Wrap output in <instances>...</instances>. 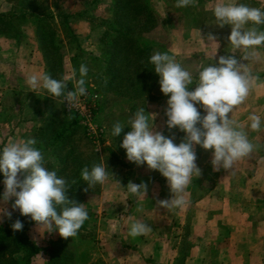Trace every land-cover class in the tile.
Listing matches in <instances>:
<instances>
[{
	"label": "crops",
	"instance_id": "0c3cea01",
	"mask_svg": "<svg viewBox=\"0 0 264 264\" xmlns=\"http://www.w3.org/2000/svg\"><path fill=\"white\" fill-rule=\"evenodd\" d=\"M243 1L264 10V0ZM175 2L149 0V8L160 20L144 35L153 51L174 56L193 79H198L199 72L220 55L240 57L244 54L243 50L233 49L227 39L231 26L220 27L213 15L214 7L227 0H196L194 6L187 8H177ZM111 5L112 0H101L94 5L96 9L91 15H107ZM13 7L12 0H0V15L10 13ZM13 25L14 35L4 30L0 33V149L9 143L31 138L30 133L39 130L46 116L45 102L57 100L43 94L42 87L33 92L26 84L28 75L45 73L34 19L14 21ZM71 29L83 52H99L101 30L91 27L87 20ZM210 34L216 39L209 40ZM256 51L260 59L247 62V66L258 79L253 82L247 99L235 106L230 116L244 128L258 149L238 161L232 171H214L212 150L196 145V164L201 175L194 176L186 189L187 206L172 210L157 206L158 200L171 197L166 178L146 164L138 166L128 161L121 150L117 156L120 161L125 159V164H119L118 171L125 178L119 181L120 184L113 183L106 188L102 202L94 208L99 215L89 222L94 231L93 243L89 239L83 241L89 254L86 264H264V127L253 132L248 120L250 114H256L264 124V47ZM100 59L97 61L102 65ZM64 63L68 67L64 79L72 85L78 80L79 73L75 71L76 77L72 78L74 61L70 56ZM99 74L104 77L101 70ZM168 98L164 95L155 103L149 99L145 111L155 131L166 137L174 136V143L179 144L185 133L167 127ZM100 103L99 111L103 98ZM151 107L157 111L153 112ZM197 108L205 114L200 105ZM241 116L242 120L239 119ZM100 127L105 130L104 126ZM103 140L106 145L110 144L105 138ZM130 181L146 183V195L137 198L130 194L126 188ZM138 208L142 210L137 211ZM102 211L103 215H100ZM137 220L147 222L152 231L131 237L129 228ZM36 227L35 223L29 231ZM56 235V232L43 233L38 241L43 239L46 243H38V237H32L28 232V238L41 247L32 264L47 263L44 247L54 241Z\"/></svg>",
	"mask_w": 264,
	"mask_h": 264
},
{
	"label": "clouds",
	"instance_id": "9594fccd",
	"mask_svg": "<svg viewBox=\"0 0 264 264\" xmlns=\"http://www.w3.org/2000/svg\"><path fill=\"white\" fill-rule=\"evenodd\" d=\"M195 2L176 0L175 7L187 8L194 6ZM213 15L220 27L231 26L227 39L233 49L243 50L244 54L240 57L220 55L213 64L199 72L195 88L189 90L193 85L191 73L169 53L154 52L149 63L159 76L160 91L169 97L165 113L167 127L169 130L178 128L185 135L179 144L174 143V136L166 137L154 130L145 108H140L128 120L130 131L124 135L120 145L126 150L128 161L138 166L146 164L150 170L159 171L166 178L171 197L158 200L159 208L172 210L187 206L186 189L194 176L201 175L196 164V145L212 150L214 171H232L238 161L259 147L250 141L248 133L231 119L230 114L235 106L247 99L253 82L258 79L247 62L259 60L256 49L264 47V29L260 27L264 26V10L238 0H227L214 7ZM208 39L215 40L216 37L210 34ZM88 71V67L81 64L79 79L75 80L71 90L65 79H55L48 73L30 74L26 84L33 92L42 87L51 97L62 98V103L72 107L87 94L85 78ZM75 77L76 72L73 71L72 78ZM197 105L203 108L204 115ZM248 120L253 132L264 127L261 117L256 114H250ZM124 129L122 123L116 122L111 135L119 137ZM36 144L35 138H27L0 149V173L4 176L5 186L0 199L8 202L14 198L12 209H18L22 216H30L43 233L58 232L65 239L76 237L89 219L88 210L85 204L69 199L70 183L58 176L56 170L46 167L45 157ZM80 177L86 182L85 191H88L97 184L103 185L109 179V172L103 163L94 164L91 168L83 167ZM126 188L137 198L147 193L144 182L135 184L130 181ZM0 214L11 218V212L5 209L0 208ZM11 227L14 231H21L24 225L17 219ZM151 231L147 222L137 220L131 224L129 235L135 238Z\"/></svg>",
	"mask_w": 264,
	"mask_h": 264
},
{
	"label": "rangeland",
	"instance_id": "374dc122",
	"mask_svg": "<svg viewBox=\"0 0 264 264\" xmlns=\"http://www.w3.org/2000/svg\"><path fill=\"white\" fill-rule=\"evenodd\" d=\"M238 2L245 3L243 0H238ZM96 3H101V0H87L84 2H76L75 0L57 1V12L60 14L68 15L67 21L69 29H65L64 25H59L56 22H53L51 24V27L56 31L58 36V38H56V41L58 42L59 49L57 53H48L49 56L47 55L48 57H45L44 60L46 62L44 65L45 73L50 74L53 78L58 80L64 79L65 77V73L67 72L66 68L68 67L65 66L64 61L69 58V56L74 61L73 71L79 73V67L81 66V64H84L88 67L89 71L87 77L85 78V86H96L95 90L100 97L99 106L101 105L100 101L103 98L102 108L97 113L96 122L97 124H99V126L105 127V134L103 135L102 139L97 142L89 139V137L85 134L83 127L79 123L77 126L74 125L69 128V123H71L76 118L72 114L66 112L62 104V98H56L57 100H51V102H45L44 108L46 110V116L43 119L39 130L30 133L31 138H35L37 141L36 147L41 150L45 157L46 167L49 170H64L62 177L66 176L70 171L73 170H78L79 172L77 173H80L82 168L85 166L91 168L94 164L103 163L105 165L107 171L109 172V179L103 185L97 184L94 187L90 188L88 191H85V188H87V184L86 182L81 181L83 193L81 199L89 213V219L84 223V226L87 229V232H89L90 234H93L94 231L90 228L89 222L92 221V218H95L97 215H99L94 208H97L98 205L102 202V195L104 190L110 187L113 183H117V181L119 182L125 178L124 176H121V173H119L118 171L119 164L124 163L125 159H123V161H120L117 153L119 154L121 150H124L122 152H124L126 156V150L120 147V145L122 143L124 135L128 131H130V128H128V120L138 109L145 108L146 110L147 101L149 99H153L152 103H155V101L164 97V94L160 91V85L158 82L159 76L154 72V66L149 63V59L147 61H143V56L135 59V61H132L133 58L131 57V53L137 52V49H134L136 48V46H131L124 40L120 41L121 43L118 47L116 46L117 48H121L120 50H118V53H120V57L116 62H114L113 67L115 72H117V68H119L118 71L120 72L121 70L120 73L123 76L121 80L118 81V85L116 86L115 91L113 90L114 93H111L110 91L108 92V90L107 92H105L103 89L101 90L97 83L98 79L95 78L96 71L100 72L99 68L97 67V60L101 58L102 51H107L106 48H108V46L110 45L114 35H112L110 31H108L106 36H104V38L102 39V42L104 44L103 49L100 47L99 52L95 51L92 54L91 52H83V50L76 43L77 40L75 36L71 34V27L79 24L83 20L89 21L91 27L102 30L101 27H103V23L100 19L105 18V16H110L112 5L107 15L103 14V16L97 17V15H91V12L95 11L96 9V7H94ZM145 3L149 7V0H145ZM127 16L129 18L131 15L127 14ZM154 16L156 18L154 24L155 26H157L160 20L156 13H154ZM41 50L43 53V50L45 49L42 47ZM123 52L126 53L123 54ZM95 55L98 57H95ZM123 56H125V58L130 61L128 66H125L127 60H124ZM134 71H136L138 75V80L135 79L136 77L132 78L138 81V85L136 86L130 83V81L125 76L126 74L129 78H131L134 75ZM197 81L198 79H196L195 77V79H193V85H190L189 90H193L195 88V83ZM74 84L75 82L72 83V85H70V82H68V89L71 90V88L74 87ZM102 87L105 88V85ZM146 90H148L149 93L146 94ZM42 92L43 94H45L44 89L42 90ZM120 93L123 96L120 97ZM144 94H146V96ZM151 110L153 112H156L157 108L151 107ZM239 119L242 120V116L239 117ZM162 120L163 118H161V121ZM116 122H120L125 126L124 131L119 137H114L111 135L112 127ZM69 133H72L70 137ZM62 135L64 137V141L61 139ZM104 138L109 141L110 144L106 145V141L103 140ZM65 164L67 165V168L69 167V170L65 168ZM111 173L113 174V176L111 175ZM3 180L4 176L2 173H0V197H2L5 187L3 184ZM13 202L14 198L12 200H9L8 202H4L2 199H0V208L11 212V218H8L6 215L0 214V228L4 227L5 224H9L14 219L19 218V210L12 209ZM101 214L103 215V211L100 213V215ZM34 224L35 222L32 225ZM29 229L25 233L27 238L28 232H31V234L33 235L32 237H34V235L38 237V243H46V241L43 239L38 241L40 235L43 234L42 229H38V227L33 230L31 229L30 231ZM44 233L46 234L47 232ZM56 234V237L58 238L59 233L56 232ZM83 234H85V231L82 233V235ZM28 240L38 249L41 248L35 245L34 241L30 240L29 238ZM67 244L69 245V241Z\"/></svg>",
	"mask_w": 264,
	"mask_h": 264
},
{
	"label": "trees",
	"instance_id": "16d2710c",
	"mask_svg": "<svg viewBox=\"0 0 264 264\" xmlns=\"http://www.w3.org/2000/svg\"><path fill=\"white\" fill-rule=\"evenodd\" d=\"M12 1L14 3L13 11L6 15H0V33L4 30L5 32H9L11 35H14V21H22L33 18L40 48L43 47L45 49L42 53L43 59L49 56L48 53H57L59 45L56 38H58V36L56 31L51 27V24L56 22L59 25H64L65 29H69L67 21L68 15L57 12L58 0ZM127 14L131 16L128 18ZM100 20H102L101 22L103 23V27H101L102 30L98 34L99 47L103 49L104 44L102 39L106 36L108 31H110L114 37L112 38L108 48H106L107 51H102L99 62L103 64H97V67L103 72L104 77H101L99 74L100 72L96 71L95 78L98 79L97 83L101 90L103 89L105 92L108 90V92L110 91L111 93H114L113 90L115 91L118 81L121 80L123 76L120 73L121 70L120 72L118 71L119 68H117L118 73L115 72L113 68L114 62H116L120 57L118 50L121 48H117L121 43L120 41L124 40L131 46H136L134 49H137V52L131 53V57L133 58L132 61H135V59H138L141 56H143V61H147L150 56L154 54V52L151 43L144 38V35L155 27L154 22L156 18L153 11L146 5L145 0H112L110 16L107 18H101ZM124 53L126 52H123V54ZM123 57L124 60H127L125 56ZM129 62L130 61L127 60L125 66H128ZM125 76L130 83L135 86L138 85V75L136 71H134V75L131 78H129L126 74ZM103 84L105 85V88L102 87L104 86ZM44 92L47 97H51L46 90H44ZM145 93L147 94L149 91L146 90ZM146 94L144 95L146 96ZM121 96L123 95L120 93V97ZM74 125H78V121L76 119L69 123V128ZM71 134L72 133H69V137ZM61 139H64L63 135ZM65 168L69 170L67 165ZM77 172L79 171H70L67 175L65 174L66 176H64V178L71 185L68 190L69 199H74L78 203H83L81 199V196L83 195L81 181L83 180L80 177L81 172ZM63 173L64 170L57 171V175L60 177H62ZM72 181H75L76 183L73 184ZM18 216V219L24 225L21 231H14L11 227L12 223H14L17 219H14L9 224H5L6 226L4 225V227L0 228V264H32L33 257L39 253L40 249L32 245L25 234L34 221L31 220L30 216H22L20 212L18 213ZM85 229L86 228L83 225L76 237H69L65 239L58 235V238H56L55 241L50 242L44 248L48 257L46 264H86L88 262L89 254L87 252V247L83 246V241H87V239H89L90 242L93 243V234H90L87 232V229ZM84 231L85 234L82 235ZM80 240L82 241L81 244ZM68 241L69 245L67 244ZM92 246L93 245H90L89 247L92 248Z\"/></svg>",
	"mask_w": 264,
	"mask_h": 264
},
{
	"label": "built area",
	"instance_id": "2783aa9c",
	"mask_svg": "<svg viewBox=\"0 0 264 264\" xmlns=\"http://www.w3.org/2000/svg\"><path fill=\"white\" fill-rule=\"evenodd\" d=\"M87 94L80 97L79 103L68 107L62 103L66 112L72 114L78 123L83 127L85 134L93 141H99L105 134L102 127L96 122V116L99 112V94L92 86H87Z\"/></svg>",
	"mask_w": 264,
	"mask_h": 264
}]
</instances>
